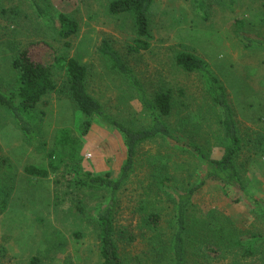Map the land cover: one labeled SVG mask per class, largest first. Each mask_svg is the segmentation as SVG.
I'll return each instance as SVG.
<instances>
[{
	"label": "rangeland",
	"instance_id": "rangeland-1",
	"mask_svg": "<svg viewBox=\"0 0 264 264\" xmlns=\"http://www.w3.org/2000/svg\"><path fill=\"white\" fill-rule=\"evenodd\" d=\"M112 0H40L44 17L27 0L0 3V91H16L13 60L31 44L43 42L53 59L74 57L88 69L86 86L112 118L132 129L150 124L136 90L115 72L100 52L108 40L134 71L148 97L170 89L172 114L166 117L183 146L157 138L138 147L136 165L115 193V239L123 264H174L175 200L202 177L188 142L211 157L223 153L220 110L200 74L175 63L189 51L205 60L223 83L242 139L236 159L247 193L208 180L188 208L185 264H264V241L245 254L244 241L264 236V0H156L149 12V48L132 52L136 38L131 14L112 15ZM79 27L60 35L59 17ZM247 38L253 40L248 43ZM46 43V44H45ZM68 43V45H67ZM57 88L37 106L36 136L29 139L12 114L0 106V264H99L96 211L109 202L108 190L76 186V174L110 173L117 178L126 159L122 135L97 117L86 128L84 115L68 95L63 70L52 67ZM77 141L76 158L61 147L62 131ZM186 147V148H185ZM188 149V148H187ZM48 171L33 176L25 169ZM5 201V208L2 207ZM151 215H157L156 222ZM217 248L208 254L205 246Z\"/></svg>",
	"mask_w": 264,
	"mask_h": 264
},
{
	"label": "trees",
	"instance_id": "trees-1",
	"mask_svg": "<svg viewBox=\"0 0 264 264\" xmlns=\"http://www.w3.org/2000/svg\"><path fill=\"white\" fill-rule=\"evenodd\" d=\"M27 1L34 7L39 16L44 17L45 9L40 0ZM155 1L112 0L108 6V11L112 15L131 14L133 16L136 38L133 45L129 47L132 52H139L142 49L149 48V39L151 38L149 12ZM196 3L200 9L203 8V0H196ZM59 24L60 35L65 39L75 34L79 27L74 19L64 14L60 15ZM246 40L248 43L253 42L250 38ZM100 52L107 59L110 67L125 78L136 90L144 112L150 117L149 126L138 130L132 129L108 115L102 104L88 92L86 86L87 66L74 57L57 54L54 49V57L51 59L44 51L43 42L31 44L13 60L12 66L17 71L16 91L10 94L0 91V106L12 114L16 124L27 138L34 139L36 136V109L44 96L56 90L57 85L52 73V67H58L63 70L65 75L63 88L67 89L68 95L76 108L84 115L86 128L91 125V119L97 117L119 131L123 137L127 155L118 177L113 178L110 173L104 175L81 173L74 176L73 182L76 186L90 190H108L110 192L111 198L109 202L99 207L95 216L99 227V254L101 257L99 264H123L115 239V193L133 173L138 147L142 143L157 138L174 141L178 146H183V142L180 137L171 131L165 119L172 114L173 95L171 90L165 89L156 93L153 98L148 97L134 71L123 61L108 40L102 42ZM174 58L176 65L184 71L201 75L211 103L221 112L219 124L222 127L223 153L220 158L211 157L201 146L194 142H188V146H186L188 149L185 147L187 151L192 152L199 159L201 164L199 168L203 169L201 179L182 193H177L175 200L171 252L174 264H185V237L190 231L187 226V212L194 193L203 187L208 180H217L225 186L237 187L244 194L247 191L236 164V159L242 150V139L223 83L210 65L194 53L180 51ZM58 144L61 147L69 148L71 158L77 157V141L69 136L67 130L62 131ZM262 148L264 155V143H262ZM25 170L33 176L46 177L48 175L47 170L34 166H27ZM2 190L0 183L1 193ZM2 207L5 208V201H2ZM258 211L264 218V208L259 206ZM151 219L156 222L159 218L157 215H151ZM263 241L264 236L257 235L246 241L239 239L237 246H244L245 254L252 255L255 253L256 245ZM205 250L208 254L216 255L218 253L217 248L211 245L205 246ZM27 264H41V260L39 257L33 256Z\"/></svg>",
	"mask_w": 264,
	"mask_h": 264
}]
</instances>
